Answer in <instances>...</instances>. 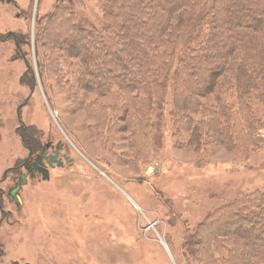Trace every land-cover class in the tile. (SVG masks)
Segmentation results:
<instances>
[{
	"label": "rangeland",
	"instance_id": "obj_1",
	"mask_svg": "<svg viewBox=\"0 0 264 264\" xmlns=\"http://www.w3.org/2000/svg\"><path fill=\"white\" fill-rule=\"evenodd\" d=\"M11 1L14 5L0 1V220L2 211L7 213L0 226V264H59L49 251L58 250L57 240L41 245L45 228L52 225V232L58 231L61 214H47L45 208L53 201L52 206L61 202L64 210L76 201L88 205L82 212V250L76 264H197L186 245L200 222L235 197L248 207L264 194V125L240 124L248 134L245 150L224 147V138L211 132L203 134L194 150L189 129L171 119L174 99L168 89L164 96L156 73L164 60V45L159 44L152 51L156 71L145 88L152 105L133 112L129 128L119 132L117 127H125L119 120L122 113L112 110L118 98L79 87L67 93L77 74L53 77L43 48H37L38 19L63 0ZM107 2L75 0L74 10L101 30L110 11ZM156 5L155 0L141 3L142 9ZM89 55L99 62L94 50ZM70 60L81 70L82 57ZM223 93L216 90L201 106H218L216 99ZM201 106L192 123L202 120ZM58 143L67 156L64 169L50 170L49 181L28 180L20 193L23 204L16 208L9 199L10 180L31 157L28 146ZM66 221L73 222L69 217ZM219 228L220 223L213 225ZM226 228L249 240L264 233V223L250 228L239 220ZM125 242L131 244L127 249Z\"/></svg>",
	"mask_w": 264,
	"mask_h": 264
},
{
	"label": "trees",
	"instance_id": "obj_2",
	"mask_svg": "<svg viewBox=\"0 0 264 264\" xmlns=\"http://www.w3.org/2000/svg\"><path fill=\"white\" fill-rule=\"evenodd\" d=\"M143 1L107 2L110 11L101 30L77 14L75 0L61 1L35 25L48 73L77 74L67 93L79 87L118 98L112 110L122 113L125 127L117 129L125 132L133 112L152 105L145 88L156 71L152 51L163 44L164 60L156 73L164 96L168 89L174 99L171 119L189 129L193 149L205 132L223 137L224 147L247 149L248 134L240 124L264 125V0H155L157 9H142ZM136 15L140 18L132 24ZM61 40L63 45L57 43ZM73 57H82L81 70L73 68ZM216 90L224 92L218 106H201ZM200 106L203 118L192 123ZM223 205L190 235V258L197 264H264L263 232L249 240L226 230L239 220L250 228L264 223V194L248 207L237 197ZM215 223L219 229H213Z\"/></svg>",
	"mask_w": 264,
	"mask_h": 264
},
{
	"label": "flooded vegetation",
	"instance_id": "obj_3",
	"mask_svg": "<svg viewBox=\"0 0 264 264\" xmlns=\"http://www.w3.org/2000/svg\"><path fill=\"white\" fill-rule=\"evenodd\" d=\"M1 2H6L8 4L14 2L11 0H0ZM22 127V125H20ZM49 144L46 145L45 148H40L37 146L29 145V153L30 158H28L22 166V169H20L19 173L14 176L12 179L14 182H12V179L10 180V184H12V188L9 190V199L10 201L16 206V208L21 207L22 203V197L20 193L22 192V189L24 185L28 183V180H42V181H49L50 179V170L55 169H64V166L66 165L67 156L63 154L64 152V145L61 143L55 144V146ZM19 166V167H21ZM15 170H18L16 168ZM14 173H16L14 171ZM13 173V174H14ZM8 174L5 172V177L8 179ZM35 200V197H33ZM37 200L34 201V203L37 205ZM55 203L54 201L51 203H48L45 205V208L47 209V214L51 213L54 214L55 212H59L61 216H59L60 222L58 223V231L52 232L51 226L49 225L48 228H45L43 231L46 234V237L43 240V246L51 245V241L48 242V240L55 238L59 244V248L56 251H52L49 248V251L51 252L52 256L58 258V263L61 264H76L75 261H77V258L79 255H81L82 250V212L83 209V201H76V204L74 206L72 205L69 210H64L61 206V202H57L58 206H52L51 204ZM39 207L36 206V213L41 214V211H39ZM9 214H12L9 212ZM50 214V215H51ZM5 216H7V213L2 211V219L0 220V226L5 219ZM71 218L73 222H67V218ZM40 221H42V224L44 223V215L39 216ZM81 220V221H78ZM38 221V219H36ZM84 225V224H83ZM37 228V226H36ZM79 231V232H78ZM108 231V237L111 236L112 229L107 230ZM97 234V232H96ZM95 235V233H94ZM65 236L67 237V240L65 239ZM96 236V235H95ZM47 242V244L45 243ZM42 243V242H41ZM44 250V249H43ZM79 260V259H78Z\"/></svg>",
	"mask_w": 264,
	"mask_h": 264
},
{
	"label": "bare ground",
	"instance_id": "obj_4",
	"mask_svg": "<svg viewBox=\"0 0 264 264\" xmlns=\"http://www.w3.org/2000/svg\"><path fill=\"white\" fill-rule=\"evenodd\" d=\"M88 206V205H87ZM85 207V204H84V202H83V207L82 208H84ZM137 210H139V207H135ZM83 224H85V223H83ZM87 231H88V229H87ZM88 233V232H87ZM86 234V233H85ZM126 243V242H125ZM41 244H43V241H42V243ZM127 245H125L124 247H123V249H127V248H129L130 246L129 245H131L130 243L128 244V243H126ZM145 255L147 256V255H149L148 253H145ZM150 256V255H149ZM151 257V256H150Z\"/></svg>",
	"mask_w": 264,
	"mask_h": 264
},
{
	"label": "water",
	"instance_id": "obj_5",
	"mask_svg": "<svg viewBox=\"0 0 264 264\" xmlns=\"http://www.w3.org/2000/svg\"><path fill=\"white\" fill-rule=\"evenodd\" d=\"M9 1V0H8Z\"/></svg>",
	"mask_w": 264,
	"mask_h": 264
}]
</instances>
